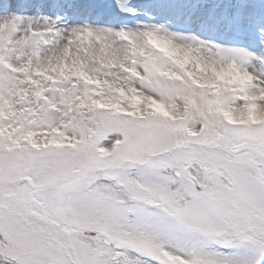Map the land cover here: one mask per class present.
Returning <instances> with one entry per match:
<instances>
[{"label":"snow or ice","instance_id":"snow-or-ice-1","mask_svg":"<svg viewBox=\"0 0 264 264\" xmlns=\"http://www.w3.org/2000/svg\"><path fill=\"white\" fill-rule=\"evenodd\" d=\"M0 264H264V0H0Z\"/></svg>","mask_w":264,"mask_h":264}]
</instances>
